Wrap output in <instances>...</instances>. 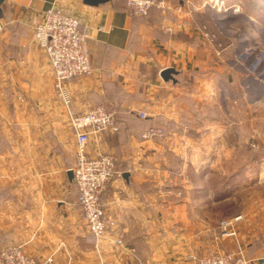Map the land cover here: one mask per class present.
Segmentation results:
<instances>
[{"label": "crops", "instance_id": "crops-1", "mask_svg": "<svg viewBox=\"0 0 264 264\" xmlns=\"http://www.w3.org/2000/svg\"><path fill=\"white\" fill-rule=\"evenodd\" d=\"M207 1L169 0L166 9L132 18L123 0L95 7L81 0H3L0 248L23 245L28 256H52L55 264H190L189 255L213 245L217 209L230 204V189L220 181L232 178L231 164L240 169L233 179H262L256 165L264 164V65L255 70L262 52L254 53L251 43H258L249 41L248 30L239 35L229 26L249 17L190 11ZM53 6L79 20L89 48L91 73L65 83L70 110L81 114L98 104L115 110L114 127L87 145L91 156L115 159L101 194L115 226L98 253L67 175L75 137L48 58L33 41L34 26ZM209 19L223 43L214 41ZM166 68L175 71L174 81L160 77ZM148 127H161L164 136L142 139ZM66 128L73 143L63 139ZM253 214L239 213L238 247L260 259L263 210ZM251 225L256 230L248 237L244 228ZM219 244L222 251L238 248L232 238Z\"/></svg>", "mask_w": 264, "mask_h": 264}, {"label": "built area", "instance_id": "built-area-1", "mask_svg": "<svg viewBox=\"0 0 264 264\" xmlns=\"http://www.w3.org/2000/svg\"><path fill=\"white\" fill-rule=\"evenodd\" d=\"M169 0H123L125 12L132 18L145 17L156 9H166ZM210 8L216 12L230 10L225 1L212 0L199 6L191 5L190 11L197 12ZM238 13L237 7H232ZM76 17L64 13L61 9L51 7L44 12L42 20L33 28V41L41 48L50 63L54 88L65 106L68 124L72 130L75 143V162L71 168L72 181L78 190V203L89 234L95 239L98 253L99 242L114 229V221L106 218L101 204V194L114 175L113 155L99 152L91 156L87 145L92 136H96L115 125V110L98 104L81 114L70 110V98L65 83L76 77L91 73L87 38L79 29ZM144 119L146 114L139 113ZM161 127H148L142 131L144 140L161 138ZM241 217L219 222L220 236H235L234 225ZM115 244L122 246L120 239ZM254 259L248 258L242 249L232 251H213L203 257L192 256V264H250ZM0 264H55L52 256L34 259L28 256L19 245L0 248Z\"/></svg>", "mask_w": 264, "mask_h": 264}, {"label": "rangeland", "instance_id": "rangeland-1", "mask_svg": "<svg viewBox=\"0 0 264 264\" xmlns=\"http://www.w3.org/2000/svg\"><path fill=\"white\" fill-rule=\"evenodd\" d=\"M226 4L228 7H231L230 10H227L226 12H216L215 10H212V11L215 13L223 14L224 16H230L231 13H233L232 7H237L239 9L238 13H244L249 17L248 19L243 18V17L242 18L235 17V19L233 21H231L229 26L232 27L233 29H235V31L237 30L238 32H236V33L239 35L244 34V31L248 30V33L250 35H252V38L248 37L249 41L253 38L256 39V41L258 43V47L252 45V43H251V47L255 50L254 53H256V51L262 52V55L259 59L260 61L257 63V65L255 67V70L261 69V67L264 65V0H242V2L238 3V4L237 3H231V2H228ZM197 6H199V5H197ZM202 9L211 10L210 8H202ZM238 13H237V15H239ZM66 14H68V13H66ZM68 15H71V14H68ZM71 16H73V15H71ZM73 17H75V16H73ZM209 21L211 23L210 32L215 37L214 41L219 43V44L223 43L224 42L223 35H222L220 29L217 27L215 20L209 19ZM224 39H227V38L225 37ZM56 95H57V93H56ZM57 97H58V95H57ZM58 100H59L60 105L63 107V105H62L63 103H62V101H60L59 97H58ZM64 107H63V109H64ZM64 110L66 111V109H64ZM69 132H70V130L68 128H66L65 131L62 133L65 143H73L72 137H71V135H69ZM74 162H75V154H74ZM256 167H257L258 171L262 172V174H263L262 179L259 181L247 180V181H245L246 184H244V181H240L238 179H233V177H234L233 173H237L238 171H240V169H239V165L237 163L231 164L230 168H231L232 178H230V180L225 179L224 181H220L221 185H222V183H224L225 186L227 187V189H228V187L230 189V194H231L230 204L229 205L226 204L224 206L220 205V208L217 209V213L219 215H216V216H218V218H217L218 223L216 224V228L213 229V231H214L213 243H212L213 245H211V247L205 248L207 250L205 254L193 253V254L189 255L188 260H189L190 264H192V256L203 257V256H205V255H207L213 251H222V249H220V244H219L222 239H227V238L235 239L236 247L241 246V244H239L238 239H237L238 232L241 229L237 228L238 227L237 223H239L240 221H242L244 219L242 217V215H245V216L250 215L253 217L254 212H258V211L263 210V216H264V208H263L264 207V164L262 163L261 165L260 164L256 165ZM246 170H248L250 172H254L255 167L250 168L247 165ZM222 207H224V208H222ZM244 210H246V212ZM225 212H227V213H225ZM239 213L242 215H239ZM221 215L225 216L224 218H226L227 215H229V217L230 216L232 217L234 215H237V216H234V217L229 218V219L228 218L227 219H221ZM235 217H241L240 221L234 225L235 236L221 237L220 236L219 222L222 220H232ZM251 226L248 228H244L246 230L247 236L249 234L255 233L256 229L253 226L251 228ZM263 232H264V228H263ZM248 237H250V236H248ZM19 246H21L23 248V245H19ZM239 248L240 247H238L236 249H239ZM236 249H234V250H236ZM242 250H244V249H242ZM98 256H99V254H98ZM261 256H263V257L260 259H254V262L256 264H264V252H263V254H261ZM254 262H251L250 264H252Z\"/></svg>", "mask_w": 264, "mask_h": 264}, {"label": "water", "instance_id": "water-1", "mask_svg": "<svg viewBox=\"0 0 264 264\" xmlns=\"http://www.w3.org/2000/svg\"><path fill=\"white\" fill-rule=\"evenodd\" d=\"M83 2V4L87 5V6H98L100 4H104L106 2H108L109 0H81ZM3 3V0H0V18H1V14H2V10H1V5ZM175 74V71L171 68H166L163 71H161L160 73V77L164 80V81H174L173 79V75ZM68 177L70 179H72V172L71 170L68 171L67 173Z\"/></svg>", "mask_w": 264, "mask_h": 264}]
</instances>
